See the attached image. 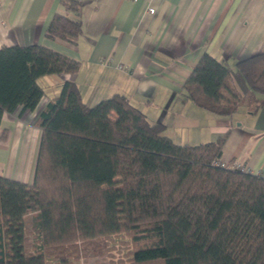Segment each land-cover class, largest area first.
<instances>
[{
  "label": "trees",
  "instance_id": "1",
  "mask_svg": "<svg viewBox=\"0 0 264 264\" xmlns=\"http://www.w3.org/2000/svg\"><path fill=\"white\" fill-rule=\"evenodd\" d=\"M62 6L45 37L74 43L81 5ZM79 66L43 45L1 47L0 122L5 112L35 109L39 78ZM182 88L197 106L230 115L249 92L264 94V52L234 69L204 53ZM34 124L41 134L32 182L0 176V264H78L77 243L92 241L89 255L101 256V238L125 244L129 264H264V177L213 164L225 135L174 143L125 95L89 106L71 81ZM29 216L40 242L34 253L25 247Z\"/></svg>",
  "mask_w": 264,
  "mask_h": 264
},
{
  "label": "crops",
  "instance_id": "2",
  "mask_svg": "<svg viewBox=\"0 0 264 264\" xmlns=\"http://www.w3.org/2000/svg\"><path fill=\"white\" fill-rule=\"evenodd\" d=\"M82 31L74 43L48 40L45 30L62 0H0V48L43 45L79 61L75 74L38 79L33 110L5 112L0 122V176L33 179L41 131L35 121L62 83L74 82L86 105L125 95L177 144L225 135L221 160L264 173V94L249 92L230 115L197 106L183 84L207 53L237 61L264 52V0H77ZM153 12L150 13L149 10Z\"/></svg>",
  "mask_w": 264,
  "mask_h": 264
},
{
  "label": "rangeland",
  "instance_id": "3",
  "mask_svg": "<svg viewBox=\"0 0 264 264\" xmlns=\"http://www.w3.org/2000/svg\"><path fill=\"white\" fill-rule=\"evenodd\" d=\"M26 243L25 247L27 252L34 253L35 250L39 247V240L37 232L33 227V218L28 217L26 224ZM118 237H120L118 235ZM79 243V244H78ZM77 245V261L78 264H91V263H104V264H129L128 261V247L125 246L122 242H115V240L108 239L104 240L101 238L98 240V243L106 248L103 255L101 256H90V250L93 248L94 243L91 241H86L83 243L78 242ZM88 249V250H87Z\"/></svg>",
  "mask_w": 264,
  "mask_h": 264
},
{
  "label": "built area",
  "instance_id": "4",
  "mask_svg": "<svg viewBox=\"0 0 264 264\" xmlns=\"http://www.w3.org/2000/svg\"><path fill=\"white\" fill-rule=\"evenodd\" d=\"M150 13L153 12L152 9L149 10ZM215 165L217 166H220V167H224V168H231V169H235V170H240L242 172H248V173H252V174H256V175H259L261 177H264V173L262 172H256V173H253L249 167L243 165L242 163H240L239 161L237 160H233V161H225V160H218V161H214Z\"/></svg>",
  "mask_w": 264,
  "mask_h": 264
}]
</instances>
